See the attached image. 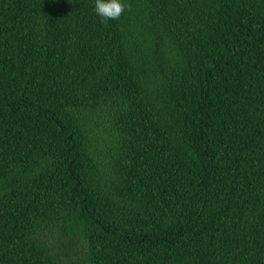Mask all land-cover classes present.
<instances>
[{
	"label": "trees",
	"instance_id": "1",
	"mask_svg": "<svg viewBox=\"0 0 264 264\" xmlns=\"http://www.w3.org/2000/svg\"><path fill=\"white\" fill-rule=\"evenodd\" d=\"M122 2L0 0V264H264V0Z\"/></svg>",
	"mask_w": 264,
	"mask_h": 264
},
{
	"label": "clouds",
	"instance_id": "2",
	"mask_svg": "<svg viewBox=\"0 0 264 264\" xmlns=\"http://www.w3.org/2000/svg\"><path fill=\"white\" fill-rule=\"evenodd\" d=\"M126 10L131 11V5L122 0H95L94 11L104 24L109 20H119Z\"/></svg>",
	"mask_w": 264,
	"mask_h": 264
},
{
	"label": "rangeland",
	"instance_id": "3",
	"mask_svg": "<svg viewBox=\"0 0 264 264\" xmlns=\"http://www.w3.org/2000/svg\"><path fill=\"white\" fill-rule=\"evenodd\" d=\"M65 246H66L67 248H69L68 244H65Z\"/></svg>",
	"mask_w": 264,
	"mask_h": 264
}]
</instances>
